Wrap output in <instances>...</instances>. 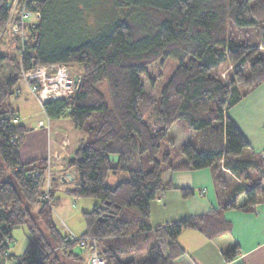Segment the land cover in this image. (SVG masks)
I'll use <instances>...</instances> for the list:
<instances>
[{
  "label": "trees",
  "instance_id": "16d2710c",
  "mask_svg": "<svg viewBox=\"0 0 264 264\" xmlns=\"http://www.w3.org/2000/svg\"><path fill=\"white\" fill-rule=\"evenodd\" d=\"M10 1L0 0V40L11 21ZM103 1L26 0L35 18L25 21V40L9 33L11 48L0 49V242L18 227L31 236L10 264H83L79 240L87 237L97 238L106 264H177L185 254L177 242L183 229L210 240L230 231L219 211L151 226L150 202L174 189L163 181L166 171L208 168L220 209L264 198V164L244 156L248 142L226 114L264 81V0H109L111 13L100 10ZM167 60L176 65L154 95ZM156 63L160 73L153 77ZM222 63L230 65L227 79L211 72ZM50 64L77 66L73 74L81 75L68 96L42 104L48 117L66 116L86 135L66 163L76 177L65 192L97 202L84 213L90 230L75 241L60 233L43 197L46 159H20L26 127L10 103L23 71ZM176 123L205 130L203 150L182 145L177 166L168 151L157 157L162 142L174 145ZM109 174L123 179L110 185ZM55 190L52 184L53 206ZM177 190L183 198L194 195ZM236 252L233 245L224 259Z\"/></svg>",
  "mask_w": 264,
  "mask_h": 264
},
{
  "label": "crops",
  "instance_id": "0c3cea01",
  "mask_svg": "<svg viewBox=\"0 0 264 264\" xmlns=\"http://www.w3.org/2000/svg\"><path fill=\"white\" fill-rule=\"evenodd\" d=\"M226 114L248 142L249 148L244 152V156L255 155L264 164V81L244 94ZM46 117L48 121L49 117L47 115ZM32 130L41 135V140H44L45 135L49 133L44 131V123L41 119L36 121ZM75 149L72 153L67 151L64 155H60L56 148L52 150L49 148V152L43 157L28 153L26 159L21 157L20 159L22 162H28L40 157L46 159L47 156L53 155L58 158L54 164L61 163L64 170H67L66 163L73 156ZM53 174L56 176L54 172ZM211 178L210 171L206 168L164 173L163 181L165 183L169 181L174 189L164 191L159 198L150 202L149 223L155 227L161 222H176L219 211L221 218L230 224V231L210 240L196 229H183L177 242L185 254L177 264H264V198H260L258 203L248 208L220 209ZM196 187L202 189L198 194L187 198L180 196L177 190ZM243 200L242 195L238 196V203H242ZM233 245L237 246L235 257L229 261L225 260L223 252ZM81 256L84 258L83 264H87L86 253H82Z\"/></svg>",
  "mask_w": 264,
  "mask_h": 264
},
{
  "label": "rangeland",
  "instance_id": "374dc122",
  "mask_svg": "<svg viewBox=\"0 0 264 264\" xmlns=\"http://www.w3.org/2000/svg\"><path fill=\"white\" fill-rule=\"evenodd\" d=\"M18 1V0H17ZM16 1V2H17ZM19 6L18 4H16ZM103 5V6H102ZM102 6V8H101ZM100 10L107 11L108 13L112 12L111 3L109 0H104L103 4H101ZM89 12L90 19L93 20L95 17V12ZM98 12V11H97ZM100 13V12H98ZM18 13L13 12L11 22L6 25V33L3 34L0 40V49L4 48H11L8 45L11 43L7 42V37L9 33L14 36H18L21 41L25 40L24 33H25V26L27 25L26 22L22 24H17L18 28L16 30L12 29V24L17 19ZM113 16V14H112ZM35 18V16L31 17ZM21 26V27H20ZM5 45V46H4ZM158 63L154 65L153 68L149 70V74L153 77H156L161 72L159 78L156 81V90L153 94H157L165 84L170 72L175 67L176 63L172 60H167L164 63V66L161 67L159 72V67L157 66ZM230 68V65L227 63H222L217 68L211 70V72L221 70V75L227 79V73ZM70 72L72 75L77 70V66H71ZM159 72V73H158ZM17 96L13 95L10 98V103L12 107H14L18 111V119L17 123L23 124L26 127V132L24 134L23 142L20 145L19 155L21 159H26V155L28 153L35 154L36 156H45L47 152H49V148H56L59 151L60 155H64L65 152L69 151L70 153L77 147V144L80 142L81 139H85L86 135L84 132L77 130L68 117L61 116L59 118H50L47 121V117L43 111V108L40 104V101L37 99V96L33 94L27 85L24 83L22 79H20L17 84ZM243 90V88H241ZM158 96V95H156ZM43 120L44 123V131L49 132L45 135L44 140H41V135L39 133H35L32 128L37 120ZM170 137L174 142V145H170L168 141H164L161 143V151L157 157H160L162 152L168 151L170 154L169 164L179 165L181 162H178L182 159V155L180 154L179 148L182 145L187 143H191L197 150H203L205 147V130L199 131H187L183 126L180 124H172L170 126ZM68 138V139H67ZM60 142V143H59ZM70 142V145H69ZM62 147V148H61ZM48 150V151H47ZM245 152V151H244ZM41 158V157H40ZM39 159V158H38ZM58 158L53 157V155H49L46 158V165L49 164V184L48 188L53 184L56 187L55 190V198L58 200V204L53 206V202L55 201L54 198H51L48 191L49 202L53 206V219L55 222L56 227L60 231L62 235H67L69 233L78 237L79 235L87 232L90 230L88 228V224L85 220L84 213L90 212L94 204L97 200L92 198H83V197H75L73 195H69L65 192V188H70L74 186L72 182L74 179L61 182L59 177L63 174H66L70 169L64 170L62 165L54 164ZM209 170L208 168H206ZM197 171V170H196ZM53 172L56 174L54 176ZM167 172V171H166ZM168 173V172H167ZM125 178V177H124ZM123 179L120 174L111 175L109 174L106 178V183L113 185L115 182ZM45 181H46V170H45ZM212 188H215L214 182L211 178ZM202 188H192L194 194H198V192ZM46 191V187H44V192ZM180 196L181 193L179 192ZM36 206L34 207V209ZM168 222H161L158 225H165ZM45 232V231H44ZM70 234V235H71ZM12 240L10 243L9 251L15 257H19L25 250L29 239L30 234L25 227H18L16 228L12 234ZM98 244H96V249L99 252ZM75 250H78L76 248ZM59 255L62 257V250H58ZM88 256V251L86 252V259ZM66 263H71L69 260L65 261Z\"/></svg>",
  "mask_w": 264,
  "mask_h": 264
},
{
  "label": "built area",
  "instance_id": "2783aa9c",
  "mask_svg": "<svg viewBox=\"0 0 264 264\" xmlns=\"http://www.w3.org/2000/svg\"><path fill=\"white\" fill-rule=\"evenodd\" d=\"M11 0L8 3L10 9V16L12 20L13 12L18 13L17 19L12 24V29L16 30L18 28L17 24H22L26 19L33 16L32 13L27 11L25 7L26 0ZM18 4L19 6H17ZM35 16V15H34ZM11 21H8L7 25ZM20 26V27H21ZM21 40V38H20ZM22 80L27 85L29 90L37 96V99L40 101V104L47 100H54L60 97L68 96L76 88L73 82V75L70 72L69 67L61 64H50V65H40L32 68L29 71L21 73ZM49 164L46 165V181L45 187L46 191L44 192V199L49 202L48 196V184H49ZM50 208L53 210V206L48 203ZM67 234V237L70 241L78 240L73 234ZM0 242V264H10L9 256L11 255L9 251L11 238H2ZM97 238L87 237L85 239L79 240V246L82 248L83 252L88 251L87 264H106V259L99 254L96 249Z\"/></svg>",
  "mask_w": 264,
  "mask_h": 264
},
{
  "label": "water",
  "instance_id": "95a60500",
  "mask_svg": "<svg viewBox=\"0 0 264 264\" xmlns=\"http://www.w3.org/2000/svg\"><path fill=\"white\" fill-rule=\"evenodd\" d=\"M80 77H81V75L77 74V73L73 75V82H74L75 87H77L79 80H80ZM75 177H76L75 169H70L66 174L61 175L59 177V180L61 182H65V181L75 179Z\"/></svg>",
  "mask_w": 264,
  "mask_h": 264
}]
</instances>
